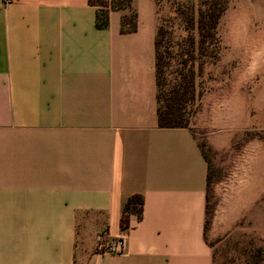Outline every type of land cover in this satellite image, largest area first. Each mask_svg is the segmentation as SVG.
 <instances>
[{
    "label": "crops",
    "instance_id": "1",
    "mask_svg": "<svg viewBox=\"0 0 264 264\" xmlns=\"http://www.w3.org/2000/svg\"><path fill=\"white\" fill-rule=\"evenodd\" d=\"M148 1L145 19L134 0L138 30L122 34V13L98 29L88 0H0V264H215L222 246L245 264L262 244L263 178L215 204L192 128L158 126ZM227 1L226 79L195 117L206 133L226 127L231 88L264 92V0ZM133 196L143 217L123 231ZM104 234L123 252H98Z\"/></svg>",
    "mask_w": 264,
    "mask_h": 264
},
{
    "label": "rangeland",
    "instance_id": "2",
    "mask_svg": "<svg viewBox=\"0 0 264 264\" xmlns=\"http://www.w3.org/2000/svg\"><path fill=\"white\" fill-rule=\"evenodd\" d=\"M191 1L196 2V0H160L156 3L159 25L168 31L166 46L168 44L173 46L175 53L179 50L177 43L183 42L189 34L184 20L178 12V5H188ZM139 6L143 18L147 19L151 1L143 0L142 4L139 2ZM192 34L198 38L196 31ZM213 49V47L210 49V54L213 53ZM217 52L220 56L217 62H214L211 56L202 58L206 64L203 75L197 79V91L203 95L196 102L194 107L196 112L190 123L192 132L198 140L210 167L209 195L215 204L224 197L225 191L232 200L237 195L239 188L245 183H258L260 177L263 178L264 182V92L255 94L253 87H251L246 94H243L231 88L226 93V107L223 104L219 110L221 116L223 115L222 118L226 119V127L219 126L212 133L204 132L196 121L195 117L202 108L203 98L208 93L218 91L219 85L226 79L221 40ZM178 60L180 59L175 58L172 61V67L166 73L170 82H173L176 76L174 73L178 68ZM220 86L222 87V85ZM221 87L220 89L224 90ZM167 89L166 87L165 90ZM244 97H246V102H244ZM257 104H261L262 108H255L254 106ZM209 137H217V143H210L206 139ZM222 183L226 184V190L221 187ZM262 206L264 210V194L258 203L259 208ZM258 247L263 248L262 264H264V225L262 244L260 246L259 243L257 246H246L247 256L249 257L251 253L253 262ZM242 251L239 246H236L234 255L232 253L226 255V246L218 247L215 253V264H244L239 259L241 256H245L241 253ZM251 260L249 259L250 263L245 264H252Z\"/></svg>",
    "mask_w": 264,
    "mask_h": 264
},
{
    "label": "trees",
    "instance_id": "3",
    "mask_svg": "<svg viewBox=\"0 0 264 264\" xmlns=\"http://www.w3.org/2000/svg\"><path fill=\"white\" fill-rule=\"evenodd\" d=\"M160 0H156L158 3ZM96 8V27L107 29L112 12L122 13L121 33L133 34L138 30V11L134 0H88ZM229 8L227 0H196L188 5H178V12L189 32L183 42L177 43L179 50L166 46L168 31L158 26L156 36V85L158 102V126L160 128H190L191 118L195 114L196 102L202 97L197 91V79L204 73L205 61L202 58L211 56L214 62L220 58V38L218 28L223 15ZM197 32V37L192 32ZM213 53L210 54V49ZM178 60L173 82L167 79V71L172 61ZM168 88L165 90V88ZM144 212V200L141 196L129 198L123 207L121 229L131 227L132 218L141 220ZM252 264H260L263 259V248H257Z\"/></svg>",
    "mask_w": 264,
    "mask_h": 264
},
{
    "label": "built area",
    "instance_id": "4",
    "mask_svg": "<svg viewBox=\"0 0 264 264\" xmlns=\"http://www.w3.org/2000/svg\"><path fill=\"white\" fill-rule=\"evenodd\" d=\"M8 2V0H7ZM124 250V243L121 240H111L107 235L98 237L97 251L106 254H120Z\"/></svg>",
    "mask_w": 264,
    "mask_h": 264
}]
</instances>
